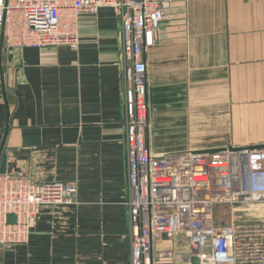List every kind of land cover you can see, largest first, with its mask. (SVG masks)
<instances>
[{
	"label": "crops",
	"instance_id": "0c3cea01",
	"mask_svg": "<svg viewBox=\"0 0 264 264\" xmlns=\"http://www.w3.org/2000/svg\"><path fill=\"white\" fill-rule=\"evenodd\" d=\"M164 11L166 38L144 53L148 108L165 94L173 121L191 114L196 88L198 118L229 121L226 146L264 144V0H174ZM119 30L106 5L76 17L75 48L0 44L6 173L76 185L72 204L42 208L27 243L0 247V264H131ZM156 119L148 109L153 136Z\"/></svg>",
	"mask_w": 264,
	"mask_h": 264
},
{
	"label": "built area",
	"instance_id": "2783aa9c",
	"mask_svg": "<svg viewBox=\"0 0 264 264\" xmlns=\"http://www.w3.org/2000/svg\"><path fill=\"white\" fill-rule=\"evenodd\" d=\"M174 0H0V44L7 49L69 46L80 15L111 5L120 22L125 147L126 205L131 233V264H152L158 240L184 234L191 256L210 264H264V217L218 223L215 206H264V144L223 146L153 154L148 144L145 51L165 39V3ZM76 185L0 174V247L28 242L46 205H70ZM14 221L9 222L8 216ZM241 221L248 222L244 225ZM245 232V233H244Z\"/></svg>",
	"mask_w": 264,
	"mask_h": 264
},
{
	"label": "rangeland",
	"instance_id": "374dc122",
	"mask_svg": "<svg viewBox=\"0 0 264 264\" xmlns=\"http://www.w3.org/2000/svg\"><path fill=\"white\" fill-rule=\"evenodd\" d=\"M196 90L198 89H192L191 95L188 96L190 99H188V107H191V114L185 113L183 116L182 114L176 115L178 118L174 120V124V121L170 118L171 114L167 112V96L165 94H160L154 98L156 99L155 101H157L156 105L159 110L157 112L154 111L156 106L153 105L149 107V110L152 117L154 115L157 116L156 122L159 134L153 136L148 133V142H153V147H150L153 154L189 149L203 150L213 148L207 147L212 145L224 144L225 147L226 145L236 144L231 140L233 136L228 133L229 121L227 118L221 120L223 123V128L221 130H219L220 128L218 129V127H220V120H216L214 117L210 120H201L198 118L199 114L195 112H198L196 109L200 107L198 100L200 95L198 93H193V91ZM234 207L240 208L243 215L235 213L237 216L235 217L232 214V206L217 204L215 206L216 221L218 223H229L233 218L245 220L264 217V206L261 204H236ZM246 223L248 222L241 221L242 225ZM152 254V264H188L192 257L188 238L181 233L174 237H164L158 240L154 245Z\"/></svg>",
	"mask_w": 264,
	"mask_h": 264
},
{
	"label": "water",
	"instance_id": "95a60500",
	"mask_svg": "<svg viewBox=\"0 0 264 264\" xmlns=\"http://www.w3.org/2000/svg\"><path fill=\"white\" fill-rule=\"evenodd\" d=\"M223 149V147H213L208 149H203L205 152H215L216 150ZM6 172V156L2 155L1 161H0V174H3ZM8 221L13 222L14 216L9 215ZM190 264H210L205 259H201L198 255H194L190 258Z\"/></svg>",
	"mask_w": 264,
	"mask_h": 264
},
{
	"label": "bare ground",
	"instance_id": "6f19581e",
	"mask_svg": "<svg viewBox=\"0 0 264 264\" xmlns=\"http://www.w3.org/2000/svg\"><path fill=\"white\" fill-rule=\"evenodd\" d=\"M215 264H224V263L221 259H219V260H217V262H215Z\"/></svg>",
	"mask_w": 264,
	"mask_h": 264
}]
</instances>
